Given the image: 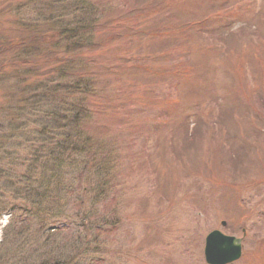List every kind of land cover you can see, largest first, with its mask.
I'll list each match as a JSON object with an SVG mask.
<instances>
[{
    "label": "rangeland",
    "instance_id": "obj_1",
    "mask_svg": "<svg viewBox=\"0 0 264 264\" xmlns=\"http://www.w3.org/2000/svg\"><path fill=\"white\" fill-rule=\"evenodd\" d=\"M62 1L56 10L72 0ZM87 1L100 19L82 11L87 25L69 42L96 44L81 52L85 62L93 58L104 97L87 130L100 143L96 153L116 160L113 186L99 201L92 192L75 196L74 187L59 199L73 183L69 162L57 171L39 158L54 146L35 135L43 112L29 91L51 77L62 82L64 47L39 64L40 47L1 54L10 67L0 68V264H207L205 241L215 230L242 240L234 264H264V18L248 27L264 0ZM45 2L0 0V43L24 23H41L45 34L50 23L37 21L51 10ZM237 2L252 8L241 20L232 18ZM141 7H149L146 16ZM186 109L189 127L177 130L176 112ZM81 181L89 188L88 176ZM64 203L76 214L64 217Z\"/></svg>",
    "mask_w": 264,
    "mask_h": 264
},
{
    "label": "trees",
    "instance_id": "obj_2",
    "mask_svg": "<svg viewBox=\"0 0 264 264\" xmlns=\"http://www.w3.org/2000/svg\"><path fill=\"white\" fill-rule=\"evenodd\" d=\"M54 2L63 1L49 0L48 3L45 2V4L51 5V10L42 14L41 17L37 19V21H41V19L44 18V20L50 23V27L45 34L44 30H42L43 26L39 22L33 25L21 24L22 29H18L19 34L15 36L14 39H8L0 43V55L6 53L16 54L21 48L37 49L40 47L43 57H39L36 61L37 64H39L44 63L42 61L46 58H48L47 60L49 62H52V58H54L57 53L56 49L61 47V45L64 47L68 64L58 67L60 69L58 74L62 81L60 83L61 85L52 80L51 77L43 82H39L38 86L31 87L29 91L30 101L34 102V108L39 110L36 111L34 109L36 114L43 112L40 116L41 122L37 119L36 126L40 128V130H36L37 132L35 135L40 139H45L48 136V139L50 138V140H52L51 145L54 146L47 154L40 153L39 158L41 160L46 158L47 165L50 164V162L51 164L53 163L51 167H56L57 171H61L65 163L67 161L69 162L68 168L71 169L74 175L72 178L73 183L70 189L58 190L59 193L57 197L59 199H61L64 194L71 193L74 195L72 191L74 187L77 189L75 196L80 193L88 194L92 192L91 197L99 201L102 197L110 193L113 186L112 173L115 169L116 160L111 153L105 157L102 153L103 150L98 152V154L96 153V146L99 147L100 143L95 139L92 131L90 129L87 130L91 128V123L95 116L93 109L97 107L96 103L104 97L103 95L99 96L102 92L97 88L98 77L91 67V65L94 64V61H92L93 58L89 60L86 58L85 62L83 57H81V52L84 48H87L89 52L94 51L96 44L95 42L85 44L83 41H73L70 43L69 39L78 38V35L84 31V26L87 25L85 17L81 16L83 15L82 11L88 18L92 17L94 21H97L100 17L95 14L98 13L100 9H98V11L95 10V8L93 9V7H96L95 5L90 6L89 9L87 4H90V2L87 0H72L65 3L60 10H56L57 6L54 5ZM70 4L71 6H69ZM77 10L81 11V13H77ZM138 10L141 16H146L150 11L149 7H141L138 8ZM125 13L132 17L135 15V12L130 9ZM65 16H68V22H65ZM58 18H60V20ZM82 24L84 25L82 26ZM88 26L92 27L89 24ZM48 34L50 36L46 38ZM133 34L134 30H128V32L122 36L125 39H129ZM143 36V31H138L136 33V37ZM63 38H67L64 44L61 40ZM70 55L73 56L70 57ZM17 57L16 55L12 57V59H15L11 62L14 66H17L20 61ZM8 64L9 63H5L4 61L2 64L0 63L1 72L6 71L10 67ZM60 93H62V95L64 94V99L58 102L55 96ZM29 98H27V100ZM43 105H45V107L42 109L41 106ZM39 131H43L42 133L46 135L43 136L41 133L39 135ZM29 143L32 145L35 144L33 139L28 138L27 144ZM26 148H28V145ZM37 150H31V152L37 155ZM42 151L44 150L42 149ZM35 160L36 162L39 161L38 159ZM51 170L54 174L57 172L53 169ZM90 170H92V174L89 173ZM48 173L49 172H47L46 175ZM61 175L62 173H60V178L62 179L68 178L70 174H66V177ZM86 176L89 177V188L88 186L84 187L81 181L82 178ZM75 204L78 205L79 202ZM67 205V203L62 205V208L59 210L60 213H64V217H69L71 214L75 215L76 212H72L69 207V209H66ZM61 231L64 230H59L58 232L61 233ZM42 264L70 263L65 260V258H55L45 260ZM97 264L99 263L97 262Z\"/></svg>",
    "mask_w": 264,
    "mask_h": 264
},
{
    "label": "water",
    "instance_id": "obj_3",
    "mask_svg": "<svg viewBox=\"0 0 264 264\" xmlns=\"http://www.w3.org/2000/svg\"><path fill=\"white\" fill-rule=\"evenodd\" d=\"M242 240L216 231L207 238L206 258L210 264H226L241 256Z\"/></svg>",
    "mask_w": 264,
    "mask_h": 264
}]
</instances>
